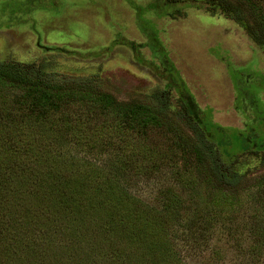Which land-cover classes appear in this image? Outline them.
I'll return each mask as SVG.
<instances>
[{
	"label": "trees",
	"instance_id": "1",
	"mask_svg": "<svg viewBox=\"0 0 264 264\" xmlns=\"http://www.w3.org/2000/svg\"><path fill=\"white\" fill-rule=\"evenodd\" d=\"M236 1L247 6V15L233 4L216 8L244 22L248 36L264 47V1ZM103 50L71 54L95 56ZM160 73L179 92L176 112L165 89L144 100H121L101 87L99 74L70 77L45 70L42 61L0 60V91L16 94L27 113L22 130L48 121L52 140L65 141L91 135L123 140L127 132L143 136L153 129L168 136L180 161L177 167H89L62 151L40 150L34 136L12 139L6 127L18 119L0 115V264H194L184 254L207 246L215 203L226 195L237 201L247 179L225 167L216 149V139L226 143L225 129L198 115L173 67ZM70 106L72 113L66 110ZM128 144L118 148L129 150ZM163 171L171 185L157 206L132 193L134 177ZM259 179L255 183L264 185V177Z\"/></svg>",
	"mask_w": 264,
	"mask_h": 264
},
{
	"label": "rangeland",
	"instance_id": "2",
	"mask_svg": "<svg viewBox=\"0 0 264 264\" xmlns=\"http://www.w3.org/2000/svg\"><path fill=\"white\" fill-rule=\"evenodd\" d=\"M163 1L0 0V60L42 61L45 70L70 77L99 74L101 87L121 100H144L152 91L165 89L170 110L176 112L181 106L179 92L160 73L173 67L198 115L225 129L226 143L215 140L224 166L247 179L237 201L226 195L215 203L207 246L184 256L194 264H264V185L255 183L264 177V47L248 36L244 22L216 8L218 3L233 4L247 15V6L236 0L213 1V13L205 0H184L186 5ZM100 50L102 54L95 56L71 54ZM66 110L72 113L73 106ZM0 115L17 117L18 122L6 127L12 139L34 136L40 150L62 151L89 167L180 163L170 139L158 130L143 136L127 132L123 140L91 135L88 140L54 141L48 121L22 130L27 116L22 100L6 91H0ZM140 142L147 154L139 149ZM126 143L129 150L118 148ZM170 185L163 171L134 177L130 189L157 206ZM79 251L81 258L87 257L86 249Z\"/></svg>",
	"mask_w": 264,
	"mask_h": 264
}]
</instances>
